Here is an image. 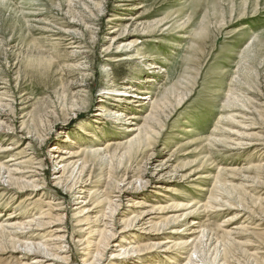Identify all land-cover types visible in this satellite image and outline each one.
Listing matches in <instances>:
<instances>
[{"label": "rangeland", "instance_id": "374dc122", "mask_svg": "<svg viewBox=\"0 0 264 264\" xmlns=\"http://www.w3.org/2000/svg\"><path fill=\"white\" fill-rule=\"evenodd\" d=\"M129 83L146 105L105 98ZM3 165L40 190H0V264H32L44 212L59 264H264V0H0Z\"/></svg>", "mask_w": 264, "mask_h": 264}, {"label": "bare ground", "instance_id": "6f19581e", "mask_svg": "<svg viewBox=\"0 0 264 264\" xmlns=\"http://www.w3.org/2000/svg\"><path fill=\"white\" fill-rule=\"evenodd\" d=\"M153 41L155 42V40H153ZM149 66L152 69H160L157 66H153V65H149ZM148 82H151V81H148ZM144 92L145 91L139 90L137 86H131V84L129 83V85L120 86L119 90H114L112 93L111 92H107L105 98L108 99V100H112V101L123 102V101H119V100H121V99H119V97L125 98V97H127V95H129L130 96V101H127V102L140 104V102H142L143 100L148 99V97L145 96L147 93H144ZM112 94H115V95L111 98L109 95L112 96ZM144 102H142L141 104H143V105L145 104L146 105V103H144ZM122 114L123 113H121V112H116V113H112V114L109 113V116L113 119L114 122H119L120 120H122V121L126 120V122H128L129 120H137L139 118L138 116H136V114L127 115V116H124ZM129 124H132V123L129 122ZM132 125L135 126L136 124H132ZM125 130H128L127 132H133L136 129L134 127H130V128L128 127ZM14 149L15 148H7L5 151H10V150L13 151ZM14 156L15 155H12L11 158L9 159V161L15 160V159H12V157H14ZM71 156H74V155L70 151L67 152L65 150H60V148L59 149L52 148L50 150V152H48V157L51 158L53 160V162H55V163H53L54 164V168H53L52 174H51L53 182H57L64 175L63 172H61L60 170H57V169H59V168L64 169L67 166H69V164H70L69 163V159L71 158ZM23 162L24 161H20V159H19V162L15 163L14 166H20V164L23 163ZM58 165H59V167H57ZM1 168L5 169L6 173L9 176H6L7 178L5 180L0 181V186H2V189H0V190H3L4 188H8V187H9V190L10 189H15L16 187L21 189V190H18L17 192H22L24 190H31V191L40 190V184L39 185H35L34 184L36 182H39V180H38L39 174L36 171H34V170L26 171V170H23L24 168H22L23 171H19V173H17L18 171L16 170L15 173H14V170L10 171L4 165L1 166ZM16 174L24 175L23 177H25V178H23V179L24 180H28V181H26L24 186L21 187L22 183H14V187H10L9 178H11L12 180L18 181L17 179H14V176H12V175H16ZM19 177H22V176H19ZM84 192L85 191H83V192L81 191L79 193L84 194ZM86 194H87V192H86ZM87 195L88 196H86V197L88 199L89 198V194H87ZM72 199L78 201L77 203H74V204L80 205L79 208L74 209V210L78 211V212H76V214L79 213V212H84V214H85L84 215L85 216L84 220H88L89 219V217H88L89 213L92 212V211L90 209L85 208L87 206L86 200L81 195L76 196L75 194L72 196ZM27 200H30V199H27ZM79 200H82V202H80ZM53 205L55 207V210H61V203L56 202ZM44 213H42V214L41 213H36L39 216L36 217V218L32 217L33 220L31 221V223H33L34 226L31 225L32 228H33L32 229L33 233H31L30 236L31 237H35L38 240V242H36L35 239L25 242V244L30 246V247L36 246V247H38L40 249V251L37 252L38 254L35 255L36 257L32 258V259H34L32 264H53L52 262H49V261H53V262L58 263V264L59 263H63L62 260H64V257L54 258L52 255H49V251H50V249H54L58 253H63L64 252L62 250V248L66 249V247H62L61 245L65 242V236H64L65 231L62 229V227L59 228V229H51L52 225H53V222H52L53 220L50 221L48 219L47 221L46 220L44 221V219H46V216H44L45 215ZM8 219L10 220L11 218L8 216L5 220L7 221ZM5 220L3 222V223H5L4 226L9 228L10 224H9V222H5ZM196 224H198V223H195V222L192 223V224L190 223V226H194ZM197 228H195V229H197ZM35 233H37V234L35 235ZM109 233H110V237L112 238L114 236V234L112 232H110V231H109ZM171 234L180 235L181 234L180 228L173 229ZM173 242H175V243H173L170 247L173 246L172 248H174V249H180L181 250L184 245L186 246L185 242H182V241H173ZM170 247H166L165 246V253L168 252V249ZM117 248H119V249H117L116 253L115 254H111V256H110V262H112L113 264L118 263L121 260L123 261L125 259V257H127V256H129L130 260H139V259H141V256L137 257V256H139L137 252H135L133 250H130L128 247L125 248V246H123V245H118ZM19 252H21V251H19ZM131 258H134V259H131ZM90 259H92L91 255L89 253L86 254L84 263L86 262V264H91V262H88ZM92 260L95 261L94 259H92ZM135 262L138 263V261H135ZM190 262H192V260L190 258H188V260H187V262L185 264H188Z\"/></svg>", "mask_w": 264, "mask_h": 264}]
</instances>
